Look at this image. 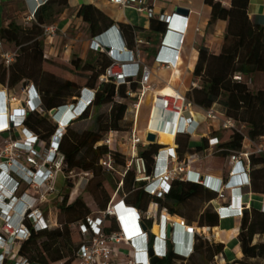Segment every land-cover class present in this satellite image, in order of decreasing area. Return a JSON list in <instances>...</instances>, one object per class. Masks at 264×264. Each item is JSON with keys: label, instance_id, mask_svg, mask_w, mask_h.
<instances>
[{"label": "trees", "instance_id": "trees-1", "mask_svg": "<svg viewBox=\"0 0 264 264\" xmlns=\"http://www.w3.org/2000/svg\"><path fill=\"white\" fill-rule=\"evenodd\" d=\"M211 7L212 21H227V29L224 35L221 51L218 55L211 54L205 47L198 50L196 65L192 71L193 77L198 82V88H193L187 95V100L197 109L208 110L215 103L225 108L226 119L245 124L248 136L252 139L264 136V89L253 92L243 81L236 82L234 77L240 75L250 78L257 73H264V28L252 23L247 15L249 0H231L229 9L223 8L214 0H205ZM68 7L67 0H50L42 6L36 15L35 22L29 24L27 29L11 21L0 29V40L3 43L12 44L19 48L15 61L9 67H5L0 61V85L5 89H14L22 85H33L36 89L41 105L40 112H28L24 121V127L36 134L41 141L49 144L51 137L57 131V125L49 126L48 113L52 109H59L67 105H76L80 97V91L84 89L94 90L93 102L76 118L72 119L64 129L58 146V153L63 156V173L71 175L76 169L93 173L97 168L105 172L99 161L108 154L105 146H99L103 132H118L120 123L124 120L127 106L121 101L126 99L127 86L116 87L112 83L98 84V78L110 65V58L104 53H96L91 61L76 58L70 62L73 68L68 78L59 81L58 78L47 71L45 67L49 60L44 59V40L42 28L55 23ZM86 26L90 39L101 36L113 26H116L109 18L92 5L81 6L76 14ZM25 22V21H24ZM119 33L125 44L132 48L134 45L133 33L140 35L141 31L131 26L117 25ZM166 31V24L158 19H150L149 32L154 36L148 37V42L156 44L159 36ZM146 48H144L145 50ZM147 50V49H146ZM193 60V57L191 61ZM76 73H87L85 86L81 88L76 82ZM138 84L130 85L129 90L134 93ZM103 106H110L107 116L106 128H101L97 133L83 132L80 135L68 136L70 125L88 118L89 110H99ZM100 118L98 117V120ZM99 123V121H98ZM220 140L223 142V152L211 155L206 159H217V164L222 165L230 152L240 149L242 137L236 133L223 132ZM177 153L180 159L186 153L191 155L202 154L206 149L205 144L196 148L192 153L188 149L189 137L178 135L175 138ZM162 148L160 145H148L139 152V156L145 161L147 173L151 174L154 162L153 157ZM82 150H86L89 157L79 158ZM116 165H124V157L118 152H111ZM206 162V161H205ZM199 163V162H198ZM250 184L241 188V193H255L264 196V156L252 158L250 161ZM223 180L226 181L227 177ZM123 186L117 191L114 188L111 196L104 194V199L99 204L100 211H104L109 203L120 201L126 194L124 204L135 208L141 213L146 212L151 203L166 209L170 215H181L180 208L187 207L188 219L197 220L198 227H217L219 217L211 205L217 200V194L208 191L197 183L174 181L170 191L162 199H157L146 194L142 184L134 183V172L128 171L122 179ZM206 203L207 206L198 216L195 209L198 205ZM60 216L66 220L59 228L45 231H34L28 226L29 238L21 245L20 255L27 258L30 263L37 264H78L74 254L80 244L79 232L72 225L83 221L89 214L88 209L77 198L73 203L67 204L66 199L58 206ZM142 223L147 230L152 228V220L142 216ZM118 225L114 217L107 219L106 233L116 231ZM237 230L231 233H223V240L227 243L231 237L237 236ZM264 236V214L251 210L244 212L241 218L239 234L240 251L243 256L241 261L234 264H249V261L261 259L264 261V242L254 243L255 237ZM153 236L148 241L152 247ZM223 244H214L194 238L193 252L188 258H182L173 253L169 244L167 253L159 258L155 264H206L210 258L222 255ZM203 251V252H202ZM197 252L202 258L200 262H192Z\"/></svg>", "mask_w": 264, "mask_h": 264}, {"label": "built area", "instance_id": "built-area-1", "mask_svg": "<svg viewBox=\"0 0 264 264\" xmlns=\"http://www.w3.org/2000/svg\"><path fill=\"white\" fill-rule=\"evenodd\" d=\"M4 1L7 0H0V6L3 5ZM49 1L23 0L26 9L25 23L35 22L40 8ZM156 1L160 0H110V3L120 9L132 8L138 14H146L149 19H158L166 24L165 33L159 36L154 60L160 68H169L175 66L176 62L179 61L188 30V20L176 14L172 16L160 14L158 18H154L153 4ZM42 30L41 38L44 41L52 40L58 33L55 24L44 26ZM133 36L134 45L129 48L121 38L118 27L113 26L101 36L90 39L89 49L94 53H104L111 60L110 65L98 78V84L112 83L116 87L125 85L128 88L126 96L138 99L137 104L134 105L136 118L138 108L144 97L147 93L152 92V85L150 83L151 69L142 58L143 49L149 46V42L141 38L136 32L133 33ZM168 37H172L170 43L167 42ZM104 38L107 39V42L102 41ZM112 44H118V48L112 47ZM106 46L110 47L108 52ZM17 54L18 50L13 52L3 50V41L0 40V61L5 67L14 63ZM234 81L241 82L242 77L236 75ZM133 83L139 86L136 93L129 90ZM20 94L23 96L21 103L24 106L21 105V107L11 110L7 116V125L0 128V264H37L30 263L27 258L22 257L19 253L21 245L30 235L27 225L36 232L52 230L57 227L56 222H52L49 217L44 216L40 205L45 202L46 196L56 194L54 181L63 164V156L58 153V146L64 127L59 126L60 122L55 121L57 131L49 141L48 154L38 162V148L43 144V141L24 127V121L28 112L41 111L40 97L34 86L30 84L22 86ZM94 94V90L88 89L80 92L77 104L69 105V107H74L72 112L74 113L81 104L88 107L93 102ZM13 101H15L14 96H8L5 91H0V110L4 108L5 104ZM154 110L157 112V119L162 121V128L170 127V130L174 131V141L178 135L192 137L197 132L199 126L193 119L192 111L200 114L205 122L218 123L220 131L240 135L242 137L240 149L230 152L226 158L230 167L227 180L192 172L190 169L191 160L185 157L179 158L177 145L175 148L162 146L153 157L154 167L152 173L148 174L145 161L139 156V147L150 145L145 141L147 133L155 134L158 141L159 133L148 129ZM186 114L189 117H186ZM75 116L78 117L79 113H76ZM148 119V126L142 135H138L135 130L130 132V136L125 142L128 149L127 154L112 148L113 135L117 132H108L104 139L98 143L99 146H105L109 151L107 156L99 161V166L106 173H117L120 177L117 183V191L122 188V179L126 173L132 170L134 183L142 184L141 189L151 197L162 199L169 193L171 183L174 181L190 182L200 184L208 191L217 194V200L222 201L223 204L220 208L213 207L219 220L223 218L241 219L244 212L251 211L249 204L242 202L239 203V206L233 207L232 200L225 198V189L228 180H233L236 182L233 189L238 190V195L242 198L241 188L250 184L251 159L264 156V136L256 139L250 138L245 124L226 119L213 111L212 108L208 110L196 109L179 91H173V94L169 96L156 97L154 95ZM14 131L19 132L20 140L11 139L10 135ZM222 144L223 142L219 137H208L206 139L207 149L204 152H207L208 156L219 154L224 151L221 148ZM111 152L120 153L124 157V165H116ZM23 155H26L25 162L29 167L20 161ZM59 155L60 157H58ZM116 168H120V172H117ZM201 176L205 178L204 181L200 180ZM151 206L154 207L157 204L151 203L146 212L141 213L120 200L116 203H109L104 211L90 214L83 221L72 225L78 230L80 238V244L74 254L77 263L150 264V258L144 254L143 250L125 253L119 246L126 242L134 247V240L149 241L148 233L155 227L156 223L154 216L151 215ZM260 212L264 214V203L261 204ZM143 215L146 219L152 220V228L146 229V232H143L140 227L143 225ZM109 217L116 219L118 229L106 233L105 229ZM158 221L159 234L153 236L152 244L158 259L163 258L167 253L165 238L167 225L184 228L193 238L196 237L211 243L213 228L188 227L184 220L172 222L166 209L161 210ZM176 245L173 247V251L182 258H188L193 252V245L187 248H184V244L181 243ZM123 254L131 259L128 261L121 260ZM215 261L224 262L223 256L220 254L215 257Z\"/></svg>", "mask_w": 264, "mask_h": 264}, {"label": "crops", "instance_id": "crops-1", "mask_svg": "<svg viewBox=\"0 0 264 264\" xmlns=\"http://www.w3.org/2000/svg\"><path fill=\"white\" fill-rule=\"evenodd\" d=\"M21 1V0H20ZM215 2H218L221 4L223 8L229 9L231 7V0H214ZM8 2V1H7ZM23 2V0H22ZM24 3V2H23ZM68 7L64 12L63 18H61L55 25L58 28V33L52 40L44 41V59L48 60L49 57H57L60 49L62 48L60 45V42L63 39L68 40L69 50L66 54L70 51V48H72V45L76 42L71 37L73 25H76L78 21L83 23L79 18L76 17L77 11L81 6H88L92 5L96 9H98L100 12H102L107 18H109L114 24L117 25H124V26H131L134 28H137L141 31L140 37L145 39L147 42L148 37L154 38L153 35L150 34L149 28H150V19L146 14H138L134 9L128 8V9H120L117 6L110 3V0H67ZM25 6V4H24ZM154 7V18H158L160 14H166L169 16L175 15V10L178 8L188 10V16L184 17L188 20V30L185 36V41L183 48L181 50L179 61L176 62L175 66L169 67V68H160L157 63H155L154 57L157 53L158 45L153 43L152 41L149 42V46L144 47L146 48L143 51L142 58L151 69V79L150 83L153 87H156L161 84L165 87L170 86L173 91H179L172 87V83L178 79V75H180L182 70L188 71L190 74L192 73L196 62L198 58V50L200 47H205L211 54L218 55L221 51V47L223 44L224 35L227 29V21L224 20H216L212 21L211 16V7L208 6L205 3V0H160L156 1L153 4ZM4 8H6V3L4 4ZM5 14V9L2 12L1 17L3 19ZM247 15L249 20L257 24L259 26H262L264 28V0H249V5L247 8ZM63 24V25H62ZM84 24V23H83ZM62 25V26H61ZM85 25V24H84ZM86 26V25H85ZM172 37H168L167 42L170 43ZM89 42L85 41L82 45V56L85 55H91V58L93 59L96 55V53L92 52L89 49ZM68 56V55H67ZM193 57V60L191 61ZM178 68V70H177ZM178 71L177 74H174V71ZM192 87L195 88L198 86V82H192ZM18 87V86H17ZM139 89V86H137V90L134 91L136 93ZM162 89V88H161ZM19 90V89H18ZM160 90V89H159ZM157 90V91H159ZM263 90V89H261ZM0 91H5V93L9 96H14L15 101L10 102L6 104V113L0 114V128L5 127L7 125V113L9 114L11 110L17 109L21 107L23 96L20 94L19 91H17L16 88L14 89H5L0 85ZM156 91V92H157ZM180 92V91H179ZM151 93V92H150ZM181 93V92H180ZM149 94V93H147ZM146 94V95H147ZM146 97V96H145ZM142 104V102H141ZM83 105V104H82ZM141 106V105H140ZM138 108V113L139 109ZM134 108V107H133ZM213 111H215L220 116L225 115V108L215 103L212 107ZM151 106L149 107L148 111V118L150 113ZM127 112V111H126ZM193 112V119L195 123L198 124V130L197 132L192 136L189 137V143H188V149L192 153L196 148L202 147L206 144V139L208 137H219L217 133H221L219 128V124L216 122L210 123L205 122L203 120V117L200 114H196V112ZM133 113V111L131 112ZM138 113L136 118L138 119ZM71 114V112L68 111L67 114L63 115L62 117L63 123H65L68 120V116ZM76 112L74 114L72 113V117H76ZM186 117H189L188 114L185 115ZM49 117V116H48ZM69 118L70 120L72 119ZM135 118V110H134V116L131 115V121L134 122V125L132 129L125 134V136L119 137V144L115 146L114 149L120 151L123 154H127L128 149L125 145L126 140L130 136V132L132 130H135L138 135H142L143 132L146 130V125L148 122L145 123L144 129L142 131H138L136 127L137 119ZM136 122H135V121ZM119 132L113 135V141L112 146L116 141V138L119 136ZM12 140H20L21 136L18 131H14L10 135ZM44 143V142H43ZM161 146H165L167 148H175V141H173V144L171 145H163L159 144ZM193 144V147L191 146ZM145 147H139V151L142 149H146ZM44 150V145L42 144L40 148H38L39 153ZM207 152H203L202 154L198 155H191L190 153H186L184 155L185 158H188L191 160V171L197 174L201 175H207L211 176L216 179L220 178H226L228 176V170L230 169L227 161L220 166L217 164V159H206L209 157L207 155ZM163 157V155H162ZM206 161V162H205ZM199 162V163H198ZM62 176V174H60ZM118 177V181L120 179L119 175L116 174ZM59 176V173L55 177L54 181V187L56 184V180ZM57 191V189L55 188ZM239 193L235 190H225V198L226 200H232L233 207L239 206V203L243 204H249L250 209L252 210V207L257 205L258 202L260 203V206L258 209H261V204L264 203V196L260 194L255 193H243L242 198L239 197ZM126 198V194L122 195V198L120 200H124ZM56 200L55 195L51 194L49 196H46V200L44 203L40 205V209L42 210L45 217H49V219L52 222H56V217L54 214L55 207L53 206V202ZM212 207L220 208L223 206L222 201L216 200L211 204ZM207 206L206 203H203L201 205H198L195 209V215L198 216L203 212L204 208ZM150 210L152 211L151 215L154 216L156 223L154 226H158V216L161 213V210L158 206H151ZM181 215H170L172 222H178L179 220L185 221V225L188 227H198L197 226V220L190 221L188 219L189 210H187V207L180 208ZM97 212H100L98 210ZM96 212V213H97ZM53 214V218H52ZM95 214V213H92ZM241 224L240 218H229V219H221L218 222L217 227L213 228V235H212V241L211 243L214 244H223V252L222 256L224 259V264H233L237 262V258L241 254L239 242L237 240V236L239 234V228ZM237 230V236L231 237L229 241L226 243L223 240V233H231L233 230ZM156 234V228H153L149 233L148 236H155ZM176 235L178 238H181V244L184 246V248L191 246V239L189 236L185 234L184 228H176ZM256 243V241H254ZM133 244L139 248H142L144 245V241L140 240H134ZM121 250H123L125 253H130L132 251H136L134 249L133 245L129 243H122L120 246ZM131 258L122 255L121 260L128 261Z\"/></svg>", "mask_w": 264, "mask_h": 264}, {"label": "rangeland", "instance_id": "rangeland-1", "mask_svg": "<svg viewBox=\"0 0 264 264\" xmlns=\"http://www.w3.org/2000/svg\"><path fill=\"white\" fill-rule=\"evenodd\" d=\"M7 1H4L3 5L0 6V14H2V12L5 9V14L3 19L0 15V29L3 28L4 26H7V24L11 21H14L16 24L20 25L24 29L29 28L30 25L24 22V14L26 9L22 0L21 1L7 0ZM5 3H6V8H4ZM63 17L65 16L62 15L58 17L55 20V23H57ZM71 37L74 40H76V42L72 45V48H70L68 54L66 53L69 50L68 47L71 45H68L67 39H63L60 42L62 48L60 49L58 56L49 57L48 60L50 65L49 66L47 65L45 67V71L54 74L59 81H63L66 78H68L69 72L72 71L73 69L70 66V62L72 60H75L76 58H80L82 62L92 60L91 55L89 54L83 56L82 58L80 57L82 56L81 54L83 51L82 45L84 44L85 41H88V39H90L87 26H85L83 23L78 21L76 25H73ZM158 43H159V39H157L156 45H158ZM3 50L13 52L15 50L19 51V48L12 44L3 43ZM178 76H179L178 79H176L172 83V87L179 90L187 98V95L193 89L191 83L196 82L197 80L193 77L192 73L190 74L186 70H182L180 75ZM87 77H88L87 73H76V77L74 80L81 88H83L85 86V79H87ZM242 81L245 84H247L249 89L253 92L264 89V73H257L250 78H243ZM163 87L164 86L163 85L161 86V84L156 87H153L152 92L147 94L146 97H144L139 109L138 119L136 118L137 119L136 127L138 131H142L144 129L145 123L148 118L149 107L151 106L153 101L154 93L159 89L161 90V88ZM15 88L17 89V91L20 92L22 85H19L18 87ZM83 90H87V89L83 88L80 92H82ZM137 102H138L137 98H128V97L121 101V103L127 106V112L124 116V120L120 123V129L118 131L120 134L116 138V141L113 144L112 148H114V145L115 146L120 145L119 137L125 136V134L132 129L134 122L131 121V115L133 114L134 116L133 107L134 105L137 104ZM109 111H110V106H103L99 110L91 108L89 110L87 119L77 121L74 124L70 125L68 136L72 137L75 135H80L86 131L97 133L100 124H101V128L104 127L106 128L107 116ZM132 111L133 113H131ZM98 117L100 118L99 120ZM54 125H55V120L49 117L50 128H52ZM107 133L108 132L101 133L102 139H104V136ZM217 134L219 138L223 137L224 135L223 132ZM43 145H44V150H42L40 153L38 151L39 154L38 162L44 159V157L48 154L49 145L46 142H44ZM191 146L193 147V144ZM60 155L58 157H60ZM83 156L89 157V155L86 153V150H82L78 157L83 158ZM20 161L24 162L26 167H29L25 162L26 155H23ZM63 168H64V163L61 165L60 168L61 171L59 172V176L55 184V188L57 189V191L55 194L56 200L53 202V206L55 207L54 214L56 217V224H57L56 228H59L60 224H64L66 222L63 216L58 215L59 211L57 210L58 206L63 202L64 199H66L67 204H71L77 198H79L82 201V203L85 205V207L88 209L89 214L96 213L98 210H100L99 204L104 199V194H106L107 196H111L114 188H116L118 183V177L116 175L117 173L115 174L106 173L103 172L102 170H98L97 168L94 170L93 173H87L76 169L69 176L63 173ZM116 171L120 172V168H116ZM60 174H62V176ZM259 206L260 203L258 202V204L253 206L252 209L256 211H260L258 209ZM52 218H53V214H52ZM255 241L256 243L264 242V236L255 237ZM242 258L243 256L242 254H240L237 260L241 261ZM193 259L194 260L192 262L202 261V258L199 256V254H197V252L194 254ZM175 264H182V263L177 262ZM200 264L203 263L201 262ZM206 264H224V263L223 261H215V260L213 261V259L210 258ZM249 264H264V261L261 259H254L249 261Z\"/></svg>", "mask_w": 264, "mask_h": 264}, {"label": "bare ground", "instance_id": "bare-ground-1", "mask_svg": "<svg viewBox=\"0 0 264 264\" xmlns=\"http://www.w3.org/2000/svg\"><path fill=\"white\" fill-rule=\"evenodd\" d=\"M103 42H107V39L104 38L102 40ZM110 43V41H109ZM112 47H115L116 49L118 48V44H112ZM178 70V68H177ZM178 71H174V74H177ZM173 94V90L170 86H167L165 88H162L161 90L155 92V96H169ZM85 97V95H84ZM83 103V100L81 101ZM82 108L83 106H79L77 109H76V113H80L82 111ZM69 112L73 113L72 110L70 111L69 109H66V110H63L60 115H59V118L60 119V124L59 126L63 127L66 122H68L69 120H67L65 123H63V120H62V117H64L63 115L67 114ZM157 112L156 110H154L153 112V117H152V120H150V123H149V126H148V122H147V125L146 127L148 126V129L151 130V131H156L159 133L158 135V143L159 144H163V145H171L173 144V141H174V131L173 130H170V127H165V128H162V121L160 119H157ZM149 120V119H148ZM64 124V125H63ZM236 182H232L231 184H234ZM218 208V206H217ZM154 228H156V234H159V228L157 226H155Z\"/></svg>", "mask_w": 264, "mask_h": 264}, {"label": "water", "instance_id": "water-1", "mask_svg": "<svg viewBox=\"0 0 264 264\" xmlns=\"http://www.w3.org/2000/svg\"><path fill=\"white\" fill-rule=\"evenodd\" d=\"M175 14L176 15H179V16H183V17H187L188 16V10H185V9H181V8H178L175 10ZM110 50V47L109 46H106V51L108 52ZM24 106V104L22 105ZM66 109H69L70 111L74 109V107H63L61 109H52L49 113H48V116L52 119H54L55 121L57 122H60V119L59 118V115L60 113L63 111V110H66ZM74 114V113H73ZM69 118L72 117V113L68 116ZM68 118V120H69ZM73 118V117H72ZM145 141L147 143H149L150 145H155L157 144V136L155 134H152V133H147L146 134V138H145ZM200 180L201 181H204L205 178L203 176L200 177ZM141 227V230L143 232H146V228L143 226V225H140ZM166 238L167 240H170L171 239V227L168 225L167 228H166ZM145 241V240H144ZM148 256L150 258V264H155V262L158 260V258L156 257L155 253H154V250L153 248H150L148 250Z\"/></svg>", "mask_w": 264, "mask_h": 264}, {"label": "clouds", "instance_id": "clouds-1", "mask_svg": "<svg viewBox=\"0 0 264 264\" xmlns=\"http://www.w3.org/2000/svg\"><path fill=\"white\" fill-rule=\"evenodd\" d=\"M80 106H83V108H82V111L79 113V115L85 110V108L87 107H85L84 105H80ZM6 104H5V106H4V108L2 109V110H0V113H6ZM7 116H8V113H7ZM74 118H76V117H74ZM74 118H72V119H74ZM71 119V120H72ZM70 120V121H71ZM70 121H68V122H66V124L63 126L64 127V129L68 126V124H69V122ZM232 182H234L233 180H230V181H228L227 182V184H226V189L225 190H230V189H232V190H235V191H237L238 192V190H236V189H233V187L235 186V183L234 184H231ZM239 193V192H238ZM168 226V225H167ZM167 226H166V228H167ZM170 226V225H169ZM171 227V239L170 240H167V238H166V230H165V238H166V243H167V248H168V246H169V244H170V246H171V249H172V251H173V247H176L177 245L176 244H179V243H181V238H178L177 237V235H176V226L175 227H172V226H170ZM181 228V227H180ZM185 234L187 235V236H189L190 237V239H191V245H193L194 244V238L191 236V235H189V233L187 232V231H185ZM150 248H153V250L155 251V249H154V247H149L148 246V242L147 241H144V245H143V247L142 248H139L138 249V247H136L135 245H134V249H136V250H143V252H144V254H146V256L149 258V256H148V250L150 249ZM173 253H174V251H173ZM175 254V253H174ZM177 255V254H176Z\"/></svg>", "mask_w": 264, "mask_h": 264}]
</instances>
